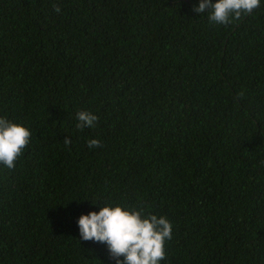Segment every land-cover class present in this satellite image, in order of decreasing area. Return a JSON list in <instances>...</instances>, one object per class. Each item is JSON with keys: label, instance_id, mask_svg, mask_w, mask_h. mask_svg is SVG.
Returning <instances> with one entry per match:
<instances>
[{"label": "trees", "instance_id": "1", "mask_svg": "<svg viewBox=\"0 0 264 264\" xmlns=\"http://www.w3.org/2000/svg\"><path fill=\"white\" fill-rule=\"evenodd\" d=\"M199 2L0 0V117L32 133L0 264H115L77 221L117 205L169 220L160 264H264V0L227 25Z\"/></svg>", "mask_w": 264, "mask_h": 264}, {"label": "clouds", "instance_id": "2", "mask_svg": "<svg viewBox=\"0 0 264 264\" xmlns=\"http://www.w3.org/2000/svg\"><path fill=\"white\" fill-rule=\"evenodd\" d=\"M260 6V0H200L193 8L197 14L208 10L210 23L227 25L233 19L251 13ZM59 12L60 7L55 6ZM77 129L94 127L98 117L89 111L76 113ZM32 133L26 127L0 117V165L12 170L28 147ZM63 143L68 146L71 139ZM87 147L99 148L98 139L87 141ZM83 241L105 244L115 264H160L166 258L165 242L172 239V225L164 216L144 215L141 211L122 206L99 207L98 212L81 215L77 221ZM123 257V260L119 258Z\"/></svg>", "mask_w": 264, "mask_h": 264}]
</instances>
